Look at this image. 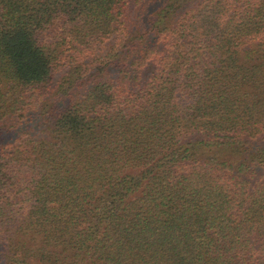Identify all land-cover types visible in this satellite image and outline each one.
<instances>
[{"label": "trees", "instance_id": "obj_1", "mask_svg": "<svg viewBox=\"0 0 264 264\" xmlns=\"http://www.w3.org/2000/svg\"><path fill=\"white\" fill-rule=\"evenodd\" d=\"M0 264H264V0H0Z\"/></svg>", "mask_w": 264, "mask_h": 264}]
</instances>
